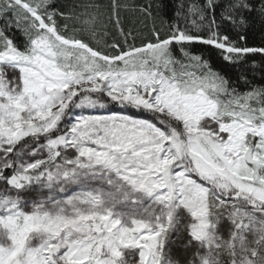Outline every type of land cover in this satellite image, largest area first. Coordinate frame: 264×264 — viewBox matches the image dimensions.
<instances>
[{"label": "snow or ice", "instance_id": "snow-or-ice-1", "mask_svg": "<svg viewBox=\"0 0 264 264\" xmlns=\"http://www.w3.org/2000/svg\"><path fill=\"white\" fill-rule=\"evenodd\" d=\"M130 7L0 0V264H264V0Z\"/></svg>", "mask_w": 264, "mask_h": 264}, {"label": "trees", "instance_id": "trees-1", "mask_svg": "<svg viewBox=\"0 0 264 264\" xmlns=\"http://www.w3.org/2000/svg\"><path fill=\"white\" fill-rule=\"evenodd\" d=\"M62 2L72 3L73 0H62ZM75 2L87 3L89 0H75ZM94 2L107 5L110 0H94ZM120 2L131 6L129 10L121 12L122 22L126 29L133 30L134 34L137 36L136 43L139 44L143 37L149 35L152 22L150 20H145L138 11H133L132 8L144 4L146 0H120ZM152 2L154 4H163L165 7L162 9V14L166 20H171L173 18V12L175 10L176 4L179 2V0H152ZM157 26L163 27L164 30L167 31L166 26L162 25L160 21H157ZM16 36L18 39H23L19 32L16 33ZM247 36V42L249 46H264V25H261L259 21H256L248 30ZM254 58L257 61V68L254 72L252 71L251 63H249L243 68H238V70L234 72L233 75H238L240 72L247 70L249 75H254L256 77V82L259 83L262 75L259 70L261 55L257 54Z\"/></svg>", "mask_w": 264, "mask_h": 264}]
</instances>
